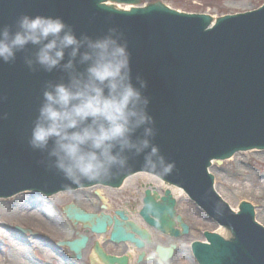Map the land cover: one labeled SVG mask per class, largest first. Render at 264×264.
I'll return each instance as SVG.
<instances>
[{"label": "water", "instance_id": "water-1", "mask_svg": "<svg viewBox=\"0 0 264 264\" xmlns=\"http://www.w3.org/2000/svg\"><path fill=\"white\" fill-rule=\"evenodd\" d=\"M106 1L0 0V197L119 187L151 172L233 230L234 244L216 237L199 246L200 264H264V227L246 206L233 212L207 171L213 159L264 147V6L209 28L210 15L163 4L117 10ZM184 159L191 171L198 164L203 186L178 171ZM167 195L169 206L147 196L141 212L163 231L174 225ZM67 214L96 233L112 222ZM112 238L144 246L118 222ZM87 240L66 244L81 257ZM171 250L158 248L164 258Z\"/></svg>", "mask_w": 264, "mask_h": 264}, {"label": "rangeland", "instance_id": "rangeland-1", "mask_svg": "<svg viewBox=\"0 0 264 264\" xmlns=\"http://www.w3.org/2000/svg\"><path fill=\"white\" fill-rule=\"evenodd\" d=\"M152 2H163L172 8L184 12L205 13L211 15L214 19L226 14L251 11L264 4V0H140L139 4L144 6ZM256 153L257 152L252 151H241L236 153L233 157L224 160L223 163L214 162L211 167V172L215 176L217 191L231 207L238 208L242 201L251 202L255 207V217L258 223L264 227V200L258 192L261 190V183L259 180H263L262 176L264 174V154L260 155ZM185 166L187 167V165ZM252 178L256 179L254 184H252L253 181L251 182ZM149 182L153 181L147 178L137 177L126 182L125 186L120 190L105 189L107 200L113 201L111 203V209L124 205V203H120V198L127 193L129 185L139 187ZM240 184L251 187V192H254L255 195L253 197L249 194L240 195L239 193L242 190L238 187ZM91 190L92 189H85L82 190L81 193L89 195V191ZM60 197L57 203L61 206L69 201L70 198V196ZM12 200H14V198L0 200V264H31L27 261L28 253L31 256L40 257L43 261H49L50 264H56L55 255L53 256L48 249L43 248L44 246L48 247L43 242V240H47L45 237H36L34 241L29 244L28 240L31 239V235L10 233L11 231H9V229L12 230L14 226L30 228L36 236L44 234L50 235V233L54 231L51 226L47 225L49 224L48 222L42 221L41 217L44 216L38 213L36 207L33 208L31 205H27V203H24L20 198L16 199L15 202ZM249 200H253L255 204ZM24 205H26V207ZM85 207L89 208L87 204H85ZM184 210L186 211V209ZM190 210L187 216L189 220L195 222V229L198 230L191 236V240L200 239L202 237L200 229L208 228L213 230L216 228L215 225H211L210 222L202 219L203 213H198L194 209L193 203L190 205ZM194 213H197V215L193 216ZM60 217L67 225L65 217L63 215ZM71 230L73 231V227H71ZM63 234H65V238L69 236L66 232L59 233L54 235V239H56L57 236H63ZM188 244L189 243H187L182 252L177 253L173 260L174 263L171 262L172 264H195V261L191 262L189 259ZM26 248L31 249L27 251L28 249ZM3 250L5 254L2 253ZM68 258L71 259L70 256ZM81 262L82 261H76V264H81ZM59 264H62V262L59 261Z\"/></svg>", "mask_w": 264, "mask_h": 264}, {"label": "flooded vegetation", "instance_id": "flooded-vegetation-1", "mask_svg": "<svg viewBox=\"0 0 264 264\" xmlns=\"http://www.w3.org/2000/svg\"><path fill=\"white\" fill-rule=\"evenodd\" d=\"M143 186V185H142ZM143 192H141L140 190L138 191L136 188H129L127 190V193L125 195L122 196V198H120V200H123V199H126L128 201V203H124V206H120L122 209H119L118 208H114V209H111L112 205L110 204V202H108V210L110 211L109 213L111 214H114L115 211L118 209V210H125L127 209L128 211H131V214H132V219H130V223L134 224L135 222V218H134V215L137 214V211L136 209L139 207L140 208V203L139 202H142V200L144 199L145 197V193H146V189H150L152 188L151 192H158L160 194L159 198L157 199V202L159 203H163V200L161 199V196L164 195V190L163 188H160L159 186H144L143 187ZM136 192H139L141 195H144L142 196L141 198L137 199L136 198V195L135 193ZM113 202V201H112ZM189 200L186 199V201L184 200H181L180 202H178V206L179 208H182L183 209V218L190 224V233L192 231H198L194 228V221L193 220H189L187 214L189 213L190 210V207H189ZM102 205H103V202H101L99 200V204L97 206V211L100 212L102 210ZM139 208L137 210H139ZM186 209V211L184 210ZM193 216H196V214L194 213ZM85 228L83 225H74V233L75 235L78 237L79 234H84L86 233L85 232ZM189 235V234H188ZM184 236V235H183ZM95 238V237H94ZM171 237L169 235H165V234H162V233H159V235L155 236V240H158V239H161L162 241H166L168 239H170ZM96 238L95 239H91V243L88 245V247L85 249L84 253H83V258H82V261H83V264H94L93 263V258H92V255H93V251H95V243H96ZM181 241V238L179 239V243ZM169 242V241H168ZM153 247H155L153 249ZM156 247H157V244H151V243H146V246L144 248V254H141V253H136V255L131 258L129 260L130 264H158V261L156 259H154L153 257H151V254L153 253H156ZM179 247H177V250H179ZM102 248L104 249V251L107 253V254H110V255H125L129 250H130V247L128 244L126 243H115L114 241L111 240V236L110 234H107L103 241H102ZM150 248V249H149ZM150 250L151 254L148 253L147 251ZM141 259V261H139Z\"/></svg>", "mask_w": 264, "mask_h": 264}, {"label": "bare ground", "instance_id": "bare-ground-1", "mask_svg": "<svg viewBox=\"0 0 264 264\" xmlns=\"http://www.w3.org/2000/svg\"><path fill=\"white\" fill-rule=\"evenodd\" d=\"M243 152V150H239V152ZM249 151H252V152H257L256 154H260V155H262V154H264V147H262V148H252L251 150H249ZM214 162H216V163H218L217 161H214ZM191 163V162H190ZM192 163H194V162H192ZM182 164H185V165H189V161H187V160H181V163L179 162V165H178V168H179V166H180V169H178V171H180L183 175H186V176H188L189 178H190V176H191V174H195V177L196 178H198L199 180H200V183H201V185L203 186V184H204V181H203V178H202V176L200 175V171H199V169H198V164L196 163H194L193 165H195V167H197L196 168V171L194 172V171H191V169H190V167L188 166V167H184V166H182ZM213 165V164H212ZM209 168V167H208ZM207 168V171L210 173V174H212L213 175V173L211 172V167L208 169ZM157 176V177H156ZM137 177H143V178H147V179H149V180H152V181H157V186H160V185H162V182L164 181V179H162L161 177H159L158 175H156V174H153V173H151V174H149V173H138V174H135L134 176H132L131 178H129L128 180H131V179H133V178H137ZM262 178H263V180H259L260 181V183H261V190H259L258 192H259V194L261 195V197H262V199L264 200V174H263V176H262ZM253 181V182H252ZM254 181H256V179L255 178H252V180H251V182H252V184H254ZM127 182V181H126ZM238 187H240L242 190H241V192L239 193L240 195H246V194H249L251 197H253L254 195H255V193L254 192H251V187H249L248 185H243V184H240ZM135 188L139 191H141V192H143V186H135ZM151 190H152V188H151ZM213 190H215L216 191V193L222 198V200H223V196L217 191V189H216V180H215V176L213 175ZM176 191V192H175ZM178 191V192H177ZM172 193H174V194H176V196L177 195H182V196H184V191L183 190H181V189H178V190H175V189H172ZM184 193V194H183ZM205 193H207V191H205ZM25 194H27V192H24V193H21V194H18V195H16V196H14V200H13V202H15V200L16 199H21V200H26L27 198H28V194L27 195H25ZM22 195H24V196H22ZM135 195H136V198L137 199H139V198H141L142 196H144V195H141L139 192H136L135 193ZM20 196H22V197H20ZM207 196H208V193H207ZM127 199V198H126ZM126 199H123V200H121V203H128V201L126 200ZM245 200H247V199H245ZM249 201H252L253 203H254V201L253 200H249ZM244 202H246L247 204H250V205H252V206H254L251 202H247V201H244ZM106 203H108L107 202V200H106ZM140 203V202H139ZM255 204V203H254ZM108 205V204H107ZM201 205V204H200ZM202 206V205H201ZM246 206V204L245 205H239L238 206V208H234L235 210L234 211H240L241 209H243L244 207ZM139 208V207H138ZM137 208V209H138ZM136 209V211H137V213H138V210ZM206 210V209H205ZM124 215H125V217L130 221V219H132V215H131V211H128L127 209L124 211ZM139 219H140V221H141V223H142V221H143V219L141 218V216H139ZM133 220V219H132ZM255 220H256V222L258 223V221H257V218L255 217ZM157 221H160L159 219L157 220ZM259 225H261L260 223H258ZM87 225H89L90 226V223H87ZM151 225V224H150ZM194 225H195V223H194ZM66 225H64V227H65ZM152 226V229H154V230H158V228H157V225H155V224H152L151 225ZM54 229V228H53ZM227 228L226 227H224V226H220V225H216V228H215V232H217L218 234H220L222 237H223V242L224 241H229L230 242V244H234V239H233V235L229 232V231H227L226 230ZM213 231V230H212ZM53 234H58V230H55V231H53L52 232ZM107 234H110L111 235V232L110 233H105V234H103V235H100V234H88V236H91V235H96L97 237H100V240H101V243H102V241H103V239H104V237L107 235ZM194 235V231H192L191 233H190V235H185V236H182V238H181V243H182V245H181V243H179V242H177L175 245H176V247L175 248H177L178 246H180L179 247V250H183V248H182V246H186V243L187 242H189V251H190V249H191V247H192V245L190 246V243H191V241L192 240H198V239H192L191 240V236H193ZM138 238H139V240H140V242H142V238H141V236H139L138 235ZM216 238V237H215ZM214 238V239H215ZM190 239V240H189ZM199 240H202V241H204L205 243H207V239H204L203 238V236L199 239ZM177 241H179L178 239H177ZM208 244V243H207ZM209 245V244H208ZM155 247H153V249H154ZM174 248V249H175ZM150 249V248H149ZM148 253H150L151 254V252H150V250H148L147 251ZM178 252H180V251H178ZM177 252V253H178ZM136 253H143V250H140V251H132V253H131V257H134L135 255H136ZM151 257H153L154 259H156L157 261H162V258L164 259V256H161L158 252H157V250H156V253H153V254H151ZM92 258H94L95 259V261H97L99 264H109V263H107L106 261H104V260H102L101 259V257L95 252V253H93V255H92ZM128 260H130V259H128ZM172 263H174L173 262V260H172ZM171 263V264H172ZM198 264V263H197Z\"/></svg>", "mask_w": 264, "mask_h": 264}]
</instances>
